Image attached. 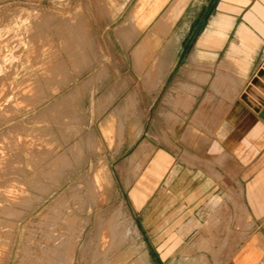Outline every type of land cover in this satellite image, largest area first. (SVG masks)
Masks as SVG:
<instances>
[{
  "label": "rangeland",
  "instance_id": "obj_1",
  "mask_svg": "<svg viewBox=\"0 0 264 264\" xmlns=\"http://www.w3.org/2000/svg\"><path fill=\"white\" fill-rule=\"evenodd\" d=\"M138 1L0 0V264H229L248 237L174 227L189 65L183 35L141 45Z\"/></svg>",
  "mask_w": 264,
  "mask_h": 264
},
{
  "label": "crops",
  "instance_id": "obj_2",
  "mask_svg": "<svg viewBox=\"0 0 264 264\" xmlns=\"http://www.w3.org/2000/svg\"><path fill=\"white\" fill-rule=\"evenodd\" d=\"M131 16L149 29L141 45L183 35L176 65H189L179 82L189 141L173 169L178 180L188 173L190 188L194 181L179 201L195 207L174 227L199 234L240 217L248 237L229 264H264V0H139Z\"/></svg>",
  "mask_w": 264,
  "mask_h": 264
},
{
  "label": "bare ground",
  "instance_id": "obj_3",
  "mask_svg": "<svg viewBox=\"0 0 264 264\" xmlns=\"http://www.w3.org/2000/svg\"><path fill=\"white\" fill-rule=\"evenodd\" d=\"M263 71H264V67H263ZM262 82H264V79H263V81ZM264 84V83H263Z\"/></svg>",
  "mask_w": 264,
  "mask_h": 264
},
{
  "label": "water",
  "instance_id": "obj_4",
  "mask_svg": "<svg viewBox=\"0 0 264 264\" xmlns=\"http://www.w3.org/2000/svg\"><path fill=\"white\" fill-rule=\"evenodd\" d=\"M262 76H264V71H263V74H262Z\"/></svg>",
  "mask_w": 264,
  "mask_h": 264
}]
</instances>
